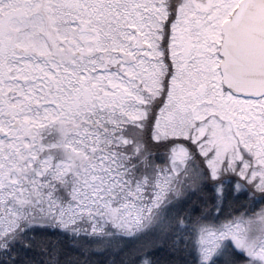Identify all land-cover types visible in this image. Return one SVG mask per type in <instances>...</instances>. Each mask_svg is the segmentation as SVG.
<instances>
[{
    "label": "snow or ice",
    "instance_id": "snow-or-ice-1",
    "mask_svg": "<svg viewBox=\"0 0 264 264\" xmlns=\"http://www.w3.org/2000/svg\"><path fill=\"white\" fill-rule=\"evenodd\" d=\"M0 264H264V0H0Z\"/></svg>",
    "mask_w": 264,
    "mask_h": 264
}]
</instances>
